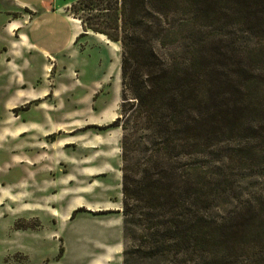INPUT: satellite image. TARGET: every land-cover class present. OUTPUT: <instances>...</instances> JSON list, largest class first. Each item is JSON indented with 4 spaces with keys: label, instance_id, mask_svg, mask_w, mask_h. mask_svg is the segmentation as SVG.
<instances>
[{
    "label": "trees",
    "instance_id": "trees-1",
    "mask_svg": "<svg viewBox=\"0 0 264 264\" xmlns=\"http://www.w3.org/2000/svg\"><path fill=\"white\" fill-rule=\"evenodd\" d=\"M73 8L86 14L84 32L120 50L111 127L121 131L124 238L149 257L191 258L193 247L212 261L238 251L264 264L263 194L221 221L211 212L235 187L234 172L264 168V0H76ZM224 19L246 29L238 46L228 36L204 53L191 46V30Z\"/></svg>",
    "mask_w": 264,
    "mask_h": 264
},
{
    "label": "rangeland",
    "instance_id": "rangeland-1",
    "mask_svg": "<svg viewBox=\"0 0 264 264\" xmlns=\"http://www.w3.org/2000/svg\"><path fill=\"white\" fill-rule=\"evenodd\" d=\"M75 2L50 0V5L81 26L79 17L86 14L74 12ZM20 16L0 10V74L5 77L0 89L5 93L9 81L20 85L17 74H6L14 70L11 59H17L9 39L17 40L18 35L10 31L9 23ZM232 21L205 22L191 30V46L204 53L224 36L233 43L230 49L238 46L246 29L236 32ZM81 34L61 58L58 75L66 85L54 92L57 68L49 82H43L51 90L40 109L45 116L32 110L27 114L37 101L11 108L1 105L0 94V264H250L238 251L212 261L193 247L191 258L180 259L168 251L149 257L124 238L121 131L111 127L119 114L120 50L101 34L90 30ZM28 59L44 66L38 55ZM30 120L42 122L45 132L17 135L20 129L14 127ZM258 149L264 156V142ZM233 179L235 187L211 211L218 221L232 215L239 201L264 195V168L245 167L234 172Z\"/></svg>",
    "mask_w": 264,
    "mask_h": 264
},
{
    "label": "crops",
    "instance_id": "crops-1",
    "mask_svg": "<svg viewBox=\"0 0 264 264\" xmlns=\"http://www.w3.org/2000/svg\"><path fill=\"white\" fill-rule=\"evenodd\" d=\"M0 10L18 12L21 15L9 23L10 31L18 35L17 40L9 39L12 48L17 51V59L13 61L11 59L14 70L6 73L7 75L17 74L20 85L15 87L14 84L12 85V81H9V85L4 86L7 93L0 89V94L3 97L1 105L13 108L24 106L30 101H37V104H34L27 114H30L32 110L38 115L45 116L46 113H41L40 109L45 106L44 99L51 94V90L43 82H49L54 69L57 68V76L52 78L56 83V87L53 88L54 92L60 91L61 87L66 85L58 75L63 69V66L60 65L61 58L67 50L73 48L76 39L82 32L81 26L65 16L60 9L51 7L50 0H0ZM34 55L44 59V66L40 67L28 59ZM45 62L48 63V66H45ZM39 78L42 80L41 85H37ZM4 79L5 77L0 74V80L4 81ZM14 128L20 129L17 135L21 132L25 134L28 132L27 130L39 133L46 130V126L42 122L32 120L18 124Z\"/></svg>",
    "mask_w": 264,
    "mask_h": 264
}]
</instances>
